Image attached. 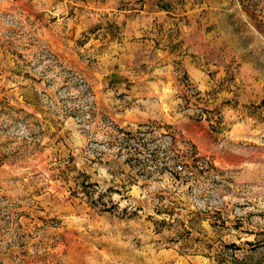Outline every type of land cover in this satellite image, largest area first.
Listing matches in <instances>:
<instances>
[{"label":"rangeland","instance_id":"obj_1","mask_svg":"<svg viewBox=\"0 0 264 264\" xmlns=\"http://www.w3.org/2000/svg\"><path fill=\"white\" fill-rule=\"evenodd\" d=\"M0 264H264V0H0Z\"/></svg>","mask_w":264,"mask_h":264},{"label":"built area","instance_id":"obj_2","mask_svg":"<svg viewBox=\"0 0 264 264\" xmlns=\"http://www.w3.org/2000/svg\"><path fill=\"white\" fill-rule=\"evenodd\" d=\"M181 167V165H178V168H180Z\"/></svg>","mask_w":264,"mask_h":264}]
</instances>
